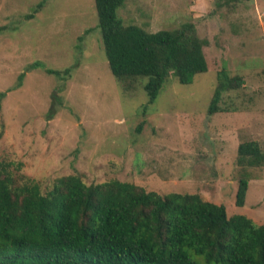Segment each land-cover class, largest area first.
<instances>
[{"label":"rangeland","instance_id":"rangeland-1","mask_svg":"<svg viewBox=\"0 0 264 264\" xmlns=\"http://www.w3.org/2000/svg\"><path fill=\"white\" fill-rule=\"evenodd\" d=\"M42 1L0 0V162L22 163L43 192L71 174L87 184L117 179L197 193L229 217L264 224V167L247 169L246 203L236 205L239 145L256 140L264 150V0H127L125 24L158 32L191 22L209 41L208 72L191 84L170 80L153 104L144 81L125 90L112 75L95 0H48L28 19ZM223 68L244 85L225 93L226 112L209 115Z\"/></svg>","mask_w":264,"mask_h":264},{"label":"trees","instance_id":"trees-1","mask_svg":"<svg viewBox=\"0 0 264 264\" xmlns=\"http://www.w3.org/2000/svg\"><path fill=\"white\" fill-rule=\"evenodd\" d=\"M126 2L95 0L109 67L125 90L144 81L153 104L170 80L191 84L208 72L209 41L195 24L148 32L124 23L119 10ZM41 66L35 62L30 68ZM46 72L69 76L71 69ZM243 85L241 76L223 68L208 114L226 112L220 105L225 93ZM5 97L0 93V111ZM238 158L243 173L236 205L243 207L247 169L264 167V150L256 140L245 141ZM22 168L20 162H0V264H264V224L245 215L229 217L224 205L197 193L162 195L117 179L87 184L79 174L60 177L43 192Z\"/></svg>","mask_w":264,"mask_h":264}]
</instances>
